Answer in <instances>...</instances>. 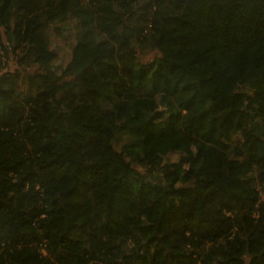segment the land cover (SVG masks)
<instances>
[{"label": "trees", "instance_id": "trees-1", "mask_svg": "<svg viewBox=\"0 0 264 264\" xmlns=\"http://www.w3.org/2000/svg\"><path fill=\"white\" fill-rule=\"evenodd\" d=\"M64 18L57 74L45 31ZM3 34L38 71L22 100L0 75V264H264V0H0ZM190 145L184 186L163 156Z\"/></svg>", "mask_w": 264, "mask_h": 264}, {"label": "rangeland", "instance_id": "rangeland-1", "mask_svg": "<svg viewBox=\"0 0 264 264\" xmlns=\"http://www.w3.org/2000/svg\"><path fill=\"white\" fill-rule=\"evenodd\" d=\"M129 14V13H128ZM128 14L125 16V23L126 25H131L136 28V25L140 27L138 23V14L134 13L131 19H127L130 16ZM79 29V23L74 18H64L61 20H57L54 23L49 24L45 33L47 39L49 40V47L51 50L55 52V58L52 61L51 69L53 72L59 74L68 64L72 56V50L76 43V34ZM4 32V30H3ZM138 32V28H137ZM144 32V31H143ZM148 33H139L134 35L132 40V47L135 52L136 61L141 64H149L156 59L159 55L156 49H153L150 44L144 40V37L147 36ZM103 36H98V39H102ZM8 39L6 35L3 34L2 36V46L0 45V75L4 72L10 73H18L17 79L14 80V84L11 83H3L4 87H12L14 89V96L18 100H22L26 97L28 93L33 91L29 90L27 87L26 82V75H31L38 71V67L36 64L32 63L29 57L19 60L20 56H22L19 49L12 52L10 49V44H8ZM3 45L6 47L3 48ZM239 89L247 90V87H239ZM157 102L160 111H165L167 117L171 112L166 110L165 103L161 101V96L157 95ZM164 117V118H165ZM239 134H233L225 139L226 144H233L235 140L239 139ZM130 134L127 131H120L115 137L114 140V147L117 150H122L123 146L130 140ZM196 145H190L188 148H183L181 150H172L169 151L166 155L163 156V163L166 165L171 166L175 169L180 177L178 184L182 185H189V181L184 178L185 172L189 168H195L198 165V162L195 158H191L190 161H186L187 153L190 152L192 155L196 153ZM126 158L132 162L133 166L137 169L144 171L140 165H137L136 162L132 161V158L126 155ZM256 173L252 174L251 177L254 180L253 184L255 187H259L258 181H256ZM147 178L150 181L156 182L161 181L163 182V177L161 173L155 172L153 176L147 174ZM264 193H261V198H263ZM250 257L244 256V264H249Z\"/></svg>", "mask_w": 264, "mask_h": 264}]
</instances>
